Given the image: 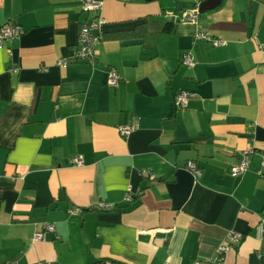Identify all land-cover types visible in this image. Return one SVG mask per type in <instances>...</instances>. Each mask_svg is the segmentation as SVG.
<instances>
[{
  "label": "crops",
  "instance_id": "crops-1",
  "mask_svg": "<svg viewBox=\"0 0 264 264\" xmlns=\"http://www.w3.org/2000/svg\"><path fill=\"white\" fill-rule=\"evenodd\" d=\"M98 1L0 0V27L22 28L0 49V264H196L221 247L223 264H264V0L196 23L205 0ZM97 17L94 61H73Z\"/></svg>",
  "mask_w": 264,
  "mask_h": 264
},
{
  "label": "built area",
  "instance_id": "built-area-1",
  "mask_svg": "<svg viewBox=\"0 0 264 264\" xmlns=\"http://www.w3.org/2000/svg\"><path fill=\"white\" fill-rule=\"evenodd\" d=\"M102 8V2L98 0H84L83 2V11L84 12H95L99 11ZM199 18V11H192L188 17L187 21L191 23H196ZM105 20L102 17H97L92 19L90 22H85L82 25L80 35L78 38V43L75 49V55L73 61L86 60L93 62L96 57V47L101 43L103 37L101 33V26L104 24ZM22 33V28L18 24L9 22L0 27V49L4 48L6 41L15 39ZM196 39H203L208 42H211L215 46L223 45L224 42L221 40L213 39L209 34L198 32L195 35ZM69 64V60H62L60 65L66 67ZM182 64L185 66L192 67L194 66V61L192 56L185 55L182 58ZM119 74L116 70H111L108 76V83L112 87H116L119 84ZM192 97V94L187 91H181L176 95V105L179 109H185L189 99ZM135 129L132 127H123L120 128V132L123 136L129 135ZM253 153V149L246 150L242 153L240 160L231 167V176L233 178H238L243 175L250 166L249 156ZM72 162L76 165H82L84 159L80 156L72 158ZM262 167L264 169V157L262 162ZM186 168L193 174L195 180H198L202 173L201 170L197 167L194 161H189L186 165ZM259 176L264 179V171L259 172ZM109 207L104 205L103 208ZM49 232H54L55 229L53 226L49 225L47 227ZM258 233L260 236H264V218L261 220V223L258 226ZM230 243L237 245L243 240V236L240 233L231 232L230 234ZM35 240H44L45 233L38 232L34 236ZM227 252V247H221L216 250V255L213 260L210 262L198 261L196 264H223L222 256Z\"/></svg>",
  "mask_w": 264,
  "mask_h": 264
},
{
  "label": "water",
  "instance_id": "water-1",
  "mask_svg": "<svg viewBox=\"0 0 264 264\" xmlns=\"http://www.w3.org/2000/svg\"><path fill=\"white\" fill-rule=\"evenodd\" d=\"M222 3V0H205L199 6V13L213 10Z\"/></svg>",
  "mask_w": 264,
  "mask_h": 264
},
{
  "label": "trees",
  "instance_id": "trees-1",
  "mask_svg": "<svg viewBox=\"0 0 264 264\" xmlns=\"http://www.w3.org/2000/svg\"><path fill=\"white\" fill-rule=\"evenodd\" d=\"M196 6H197L196 4H193V5L189 6V7L197 8Z\"/></svg>",
  "mask_w": 264,
  "mask_h": 264
}]
</instances>
